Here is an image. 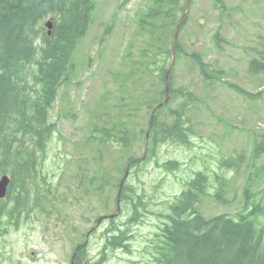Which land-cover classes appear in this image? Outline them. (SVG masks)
Instances as JSON below:
<instances>
[{"label":"rangeland","instance_id":"rangeland-1","mask_svg":"<svg viewBox=\"0 0 264 264\" xmlns=\"http://www.w3.org/2000/svg\"><path fill=\"white\" fill-rule=\"evenodd\" d=\"M173 1L177 7L172 19L177 20L182 15L184 0ZM152 6L162 4H157L156 0H96L87 36L77 45L69 81L60 87L58 100L50 110L55 131L47 143L40 170L51 183L60 181L59 195L69 193L70 189L71 196L80 197L69 209L70 221L77 229L72 236L77 241L82 239L79 234L89 227L80 216L87 215L95 203L93 194L73 189L70 174H74L77 167L89 172L109 169L112 175H108L109 181L114 183L118 177L115 168L122 166L128 156L139 157L146 144L142 130H147L150 112L159 97L147 110L142 96L145 92L151 95L150 89L157 88V81L141 72L135 76L128 73L133 68L130 61L137 59L139 49L148 40V34H143L140 28L145 24L140 16ZM185 15L184 27L177 34L181 47L187 53L201 54L212 68L221 70L220 80L213 78L204 82L186 56L178 54L179 58H174L173 86H182L196 97L189 114L195 129L190 137L192 143L187 146L170 141L160 143V160L175 158L180 162L178 169L165 173L150 160L137 174L132 173L128 181L137 187V192L150 197L149 213L154 214L180 192L185 179L194 171L202 170L207 175V194L200 196L197 205L202 214L209 217L222 213L237 218L244 214L245 205L251 206L252 195H255L262 208V214L255 220L264 226V154L254 160L251 150L253 133H264V93L259 100L247 99L224 83H235L248 93L264 90V75L254 77L247 71V62L255 56L254 49L264 39V0H191ZM170 25L171 22L168 27ZM216 33L218 44L213 38ZM150 54L145 55L150 58ZM172 100L161 110L158 121H171L167 111L182 98ZM102 125L109 127L117 137L119 132L134 133V138L129 137L128 149H104L100 143L87 138L93 127L98 129ZM231 155L241 156L238 168L221 167L224 158ZM250 181L253 184L245 191ZM218 187L223 202L216 201ZM112 192L113 189H109L108 193ZM126 215L127 211L123 218ZM41 220L44 224L47 218ZM49 220L55 222L54 216ZM157 223L147 214L142 222L133 226L137 239L131 245L142 249ZM46 230L45 226L44 232ZM18 231V234L13 231L10 238L0 236V264H19L16 260L26 258L25 264H61L60 259L65 260L63 252L56 251L59 246L53 243L54 236L62 234L60 229L46 234L49 239L46 246L53 247V252L46 250L40 234L26 237L23 231H28L27 225ZM61 241L64 244L62 237ZM31 245L37 254L33 259L26 252ZM123 257L118 252L110 257L109 263L130 264L128 258H138L134 253L125 254V261ZM139 259L136 264H145L143 261L148 256L141 254Z\"/></svg>","mask_w":264,"mask_h":264},{"label":"trees","instance_id":"trees-1","mask_svg":"<svg viewBox=\"0 0 264 264\" xmlns=\"http://www.w3.org/2000/svg\"><path fill=\"white\" fill-rule=\"evenodd\" d=\"M156 2L163 6L152 7L143 17V22L152 25L153 18H156L159 22L156 31L160 35L165 31L170 33L168 25L173 23L172 9L177 4L173 0ZM92 6L91 0H0V172L10 173L8 197L10 195L9 198L16 206L21 205L29 210V214H37L38 201L44 197L43 192L38 189L37 180L40 179L41 182L42 178L39 168L41 161L38 158L42 157L45 144L54 129L49 123L48 107L54 100L60 82L68 74L74 41L84 32ZM54 12H57L56 15ZM48 13L54 15V20L51 34L46 36L39 25L41 18ZM39 35H42L43 40L41 55L34 57V42ZM162 47L160 50L166 55L164 64L163 59L157 62L153 60V64L146 63L147 66L158 69L161 81L170 57L166 46ZM175 50L182 52L178 41L175 43ZM196 62L201 66V74L205 76L203 68L206 66L198 59ZM252 63L254 70L264 72V53L260 61ZM22 69L29 74L26 81ZM172 80L171 72L168 78L171 97L181 95L191 100L190 92L181 87L172 88ZM29 82H32L31 86L27 85ZM163 92V88H160L154 94L159 96V101L164 96ZM156 101L157 99L151 106ZM157 111L161 109L158 108L153 115L151 128L153 147L150 154L154 157L158 156L155 151L157 140L186 143L190 131L186 126L189 109L185 102L179 103L175 109L169 108V124L158 121ZM17 136L20 138L15 140ZM99 136L104 144L112 143L107 130H102ZM260 137L261 153L264 134ZM120 144L118 140V147ZM123 147L127 149V144ZM125 161H129V158ZM172 164L175 165V162ZM174 168L173 166L171 169ZM98 170L102 172V178L108 176L101 168ZM116 183L119 184V180ZM206 183L205 175L198 172L181 194L175 197V201H166L163 208L165 211L158 212L157 216L166 214L168 222L158 228L151 241L144 243L142 249L137 247L136 250L147 252L152 264H264L260 235L256 233L252 223L235 221L224 215L207 219L199 212L197 205L200 196L207 194ZM135 188L137 187L125 180L121 186L122 198L129 201L132 212L146 211L150 197L147 196L146 201H143L136 194ZM55 199L51 195L45 201L53 203ZM131 221L132 218L128 222ZM118 228V225H114L115 230ZM126 233L127 229H124L122 234L120 232L112 238L115 240L119 236L120 240L111 241L110 244L128 250L130 241L125 240ZM75 264H83L79 254L75 256Z\"/></svg>","mask_w":264,"mask_h":264},{"label":"water","instance_id":"water-1","mask_svg":"<svg viewBox=\"0 0 264 264\" xmlns=\"http://www.w3.org/2000/svg\"><path fill=\"white\" fill-rule=\"evenodd\" d=\"M7 177L3 175L0 179V196L4 193L5 185L7 184Z\"/></svg>","mask_w":264,"mask_h":264}]
</instances>
